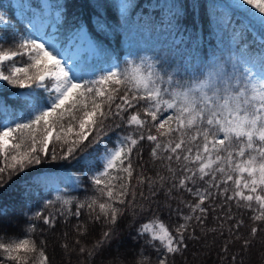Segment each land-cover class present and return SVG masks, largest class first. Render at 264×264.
Returning a JSON list of instances; mask_svg holds the SVG:
<instances>
[{
	"label": "snow or ice",
	"instance_id": "snow-or-ice-1",
	"mask_svg": "<svg viewBox=\"0 0 264 264\" xmlns=\"http://www.w3.org/2000/svg\"><path fill=\"white\" fill-rule=\"evenodd\" d=\"M145 2L151 7V0ZM71 3L19 0L11 6L19 9L15 23L0 14V84L21 90L0 95V188L13 176L59 163L78 167L92 194L83 200L68 195L65 189L80 188L82 180L65 168L69 182L56 187L55 199L23 213L24 235H0V264H50L46 241L38 244L34 237L36 222L54 231L58 219L67 222L69 216L76 218L75 244L87 264H124L118 247L115 255H104L118 239V220L129 209L147 211L140 201L150 205L161 195L172 210L167 201L176 199L174 192L191 197L181 195L179 204L188 212L175 209L182 221L175 230L156 222L138 230L149 236L154 264H184L191 245H200L196 251L204 256L216 251L214 264H243L233 249L239 245L246 252L264 234V78L254 79L248 66L259 60L264 70V0L225 6L214 32L234 45L227 60L207 62L197 44L179 66L174 55L140 54V40L160 19L139 0H85L79 12ZM165 7L168 28L181 43L191 41L181 23L183 4ZM122 38L129 46L126 61L122 54L113 58V45ZM82 52L103 55L106 66L89 63ZM17 58H26L23 66ZM116 129L121 132L110 147L106 138ZM148 166L154 175L147 174ZM43 175L29 177L26 194L42 190ZM234 207L249 210L247 222ZM97 224L105 226L100 239L90 248L82 245L79 237ZM136 261L152 264L153 257L141 250Z\"/></svg>",
	"mask_w": 264,
	"mask_h": 264
},
{
	"label": "trees",
	"instance_id": "trees-1",
	"mask_svg": "<svg viewBox=\"0 0 264 264\" xmlns=\"http://www.w3.org/2000/svg\"><path fill=\"white\" fill-rule=\"evenodd\" d=\"M31 2L36 4L38 0H31ZM139 2L144 5V9L149 13L155 10L160 19V23L155 31H146L142 38L147 48H149L154 56L157 54L164 55L165 53H167L169 57H173L174 55V58L177 61L176 66H179L181 60L187 62L190 50L194 49L196 45L199 44V55L209 63L224 62L229 58L228 49L234 47L233 43L228 36L224 35V33L215 34L214 30L216 28V21L227 11L225 6L230 3L231 0H179V3H182L186 10V15L181 23L188 30V35L191 37V41L185 40L184 43H181L175 36L176 30L169 29L167 26L168 13L165 6L172 5L177 2V0H151V7L145 2V0H139ZM49 3H56V0H49ZM156 4L160 5L158 9L155 8ZM14 5L13 0H0V14H3L6 18L12 19L13 23L16 22L13 18V11L15 9L11 7ZM85 8V0H72V10L79 12L85 10ZM144 18L148 19L147 16ZM237 18L240 19L241 17L237 16ZM198 34L201 36V39L196 41V36ZM174 39L176 40L175 44L173 43ZM217 45H219V49L216 48ZM5 47H7V45H5ZM113 47L116 48V54L113 55V58L115 59L118 54H122L120 55V59L126 61L127 59H125L124 55L128 51V43L122 38L119 46L114 44ZM83 56L86 57L85 54ZM86 59L89 63L95 62L97 67H100L103 63L107 62L103 55ZM17 61V66H23L26 62V58H17ZM121 66H123V64ZM18 90L19 89L12 88L5 89L4 85L0 84V95L8 96L10 93L17 92ZM9 103L11 104L13 101H9ZM120 132L121 129H116L109 133V136L106 139L110 147L112 146V141ZM143 156L145 160H148L147 145L144 148ZM65 168L69 169L70 173L77 179L82 180V186L80 188H73L71 190L65 189L68 195L83 200L86 195L92 194L91 186L87 181L83 180L79 168L68 164H42L39 166V169H33L27 174L22 173L19 176H13L3 188H0V209L7 212V216L0 217V235H3L5 240L10 236L22 237L24 235L22 227L26 223L23 213H31L35 211L45 199H55V196L57 195L55 189L57 186L64 189L65 184L69 182L65 179L68 176V173L64 171ZM36 171L44 173L43 176L39 177L42 190L37 191L36 189H32L30 193L26 194L24 185L29 177H31ZM154 173L155 169L148 166L147 174L154 175ZM145 191L147 190L145 189ZM181 195L185 200L191 198L186 193L177 194L174 192L173 196H175L176 199L167 201V203L171 204L172 210L164 206L165 198L163 195L157 197L156 202L151 203L150 205L146 201H140L145 204L146 208H148L147 211L141 212L139 208L127 210L125 215L118 220L116 225L118 239L121 237L125 238V240L136 248L137 253L143 250L146 255L152 256V264H154L155 252L146 243L149 236L147 234L144 236L138 235V230L143 224L156 222L157 224L163 223L170 231H174L178 223L182 222L180 217L176 215L175 209L180 207L185 213L188 212L187 208H183V206L179 204ZM57 208H60L59 202L56 203L55 208L52 210L55 211ZM74 210L75 206L73 205V211ZM234 211L238 216L242 215L246 222L248 221L249 210L245 209L241 212L234 207ZM81 219H86L83 210ZM76 222L75 217L69 216L67 222L61 217L58 219L54 231L48 229L47 226H43L42 222H36L38 223V230L34 233V237L38 244L41 239L46 241V254L50 258V264H81V262L84 261V257L80 256L78 253L79 246L75 244V241L78 238V233L72 226ZM208 226H215L211 219L208 222ZM40 227H43L45 230L41 232L39 230ZM104 227L105 226L99 224L95 225L88 236L79 237L81 244L90 248L94 241L100 239ZM242 231H244L245 235L247 234V229H243ZM64 233H67L66 237L64 236ZM225 235H227V233H225ZM115 240H113V243ZM208 240L209 242L212 240L211 233L208 236ZM65 243L69 246L67 250L62 247ZM199 248L200 245L190 246L189 252L186 257L183 258L184 264H191L190 254L196 253V250ZM256 248H258V250L264 248V234H258L257 238L249 246V249H252V251ZM233 251L239 253L238 260L242 258L244 252H240L239 245H237ZM212 252L211 259L214 258L217 260L218 257L216 251ZM123 261L124 264H136L134 262L135 259H133L131 255L126 259H123ZM84 264H87V262L84 261ZM222 264H227V262L223 261ZM258 264H264V258L261 259Z\"/></svg>",
	"mask_w": 264,
	"mask_h": 264
},
{
	"label": "rangeland",
	"instance_id": "rangeland-1",
	"mask_svg": "<svg viewBox=\"0 0 264 264\" xmlns=\"http://www.w3.org/2000/svg\"><path fill=\"white\" fill-rule=\"evenodd\" d=\"M19 0H13V4H17ZM15 11H19V9H15ZM140 54L141 55H149V56H154L149 48L145 45L144 41L141 39L140 40V48H139ZM86 55V58L89 57H97L101 55H93L92 53L88 52H82L81 55ZM125 59H128V51L124 55ZM106 63H103L102 66H106ZM251 68V71L253 73V78L254 79H260L264 78V70H262L261 63L260 61H256L254 63H250L248 65ZM21 91V90H18ZM211 243V242H209ZM117 247L119 248V254L123 259H126L130 255L132 256L133 259H135V263L137 264L136 261V256H137V250L136 248L130 244L125 238H120L116 239L108 251L104 253V255H115L116 254V249ZM212 253L208 256H204L200 254L198 251L196 253L190 254L191 257V264H214L216 261L214 258L211 259ZM264 258V248H261V250H258V248L254 249H249L248 251L244 252L242 255V260L244 261L243 264H258V262Z\"/></svg>",
	"mask_w": 264,
	"mask_h": 264
},
{
	"label": "bare ground",
	"instance_id": "bare-ground-1",
	"mask_svg": "<svg viewBox=\"0 0 264 264\" xmlns=\"http://www.w3.org/2000/svg\"><path fill=\"white\" fill-rule=\"evenodd\" d=\"M151 43H152V42H151ZM17 186H18V185H17ZM10 188H11V187H10ZM15 190H16V189H15ZM8 195H9V194H8ZM8 195H7V196H8ZM11 195H12V194H11ZM22 198H23V197H22ZM25 199H26V198H25ZM25 199H23V200H25ZM0 203H1V202H0Z\"/></svg>",
	"mask_w": 264,
	"mask_h": 264
}]
</instances>
